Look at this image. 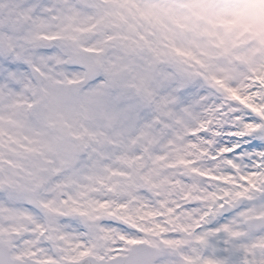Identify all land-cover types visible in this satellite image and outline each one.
I'll return each instance as SVG.
<instances>
[{
  "label": "snow or ice",
  "instance_id": "obj_1",
  "mask_svg": "<svg viewBox=\"0 0 264 264\" xmlns=\"http://www.w3.org/2000/svg\"><path fill=\"white\" fill-rule=\"evenodd\" d=\"M0 264H264V0H0Z\"/></svg>",
  "mask_w": 264,
  "mask_h": 264
}]
</instances>
